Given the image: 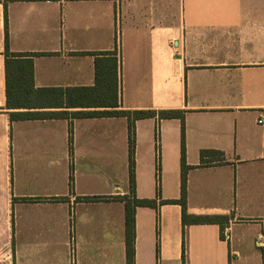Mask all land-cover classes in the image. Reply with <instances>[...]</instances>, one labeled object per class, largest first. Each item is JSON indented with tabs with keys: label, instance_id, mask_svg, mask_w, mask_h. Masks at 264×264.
I'll use <instances>...</instances> for the list:
<instances>
[{
	"label": "crops",
	"instance_id": "crops-1",
	"mask_svg": "<svg viewBox=\"0 0 264 264\" xmlns=\"http://www.w3.org/2000/svg\"><path fill=\"white\" fill-rule=\"evenodd\" d=\"M5 10L34 86L75 104L6 107ZM101 52L116 80L97 82ZM160 109L184 112L186 212L222 227L163 201L180 197L179 119L135 121L131 193L126 116H9ZM133 197L156 200L135 207L134 264H183V236L185 264H264V0H0V264H126Z\"/></svg>",
	"mask_w": 264,
	"mask_h": 264
},
{
	"label": "trees",
	"instance_id": "trees-1",
	"mask_svg": "<svg viewBox=\"0 0 264 264\" xmlns=\"http://www.w3.org/2000/svg\"><path fill=\"white\" fill-rule=\"evenodd\" d=\"M5 15V38H4V74H5V97L7 108H30L36 104H72L69 98L65 101L59 100L56 94L59 88H37L33 83V65L31 57L34 53L12 52L8 46V35L6 27V10ZM95 55H107L106 63L100 64L95 60V72L97 82L106 74H113L116 80L117 58L114 52L92 53ZM85 89V88H83ZM80 95L78 99H82ZM82 103V102H81ZM109 106H115V101H108ZM71 116H95L99 114L121 115L127 117L128 122V143H129V189L134 190V123L138 119L154 117L160 119L177 118L180 120L181 138H180V197L179 199L163 200L164 202H176L181 205L183 226L188 223H222L226 221V216L222 215H190L186 212V172L191 167L186 164L185 146H184V112L179 109H160V110H110V111H89V112H72L67 111H11L10 119H40V118H58ZM200 165L208 164L212 161L222 162L223 152L219 150L202 149L200 150ZM210 160H206L210 157ZM209 161V162H208ZM155 199H139L133 197L131 200L125 199L124 219H125V262L134 264V212L136 206L155 207ZM182 260L185 264V241H182Z\"/></svg>",
	"mask_w": 264,
	"mask_h": 264
},
{
	"label": "built area",
	"instance_id": "built-area-1",
	"mask_svg": "<svg viewBox=\"0 0 264 264\" xmlns=\"http://www.w3.org/2000/svg\"><path fill=\"white\" fill-rule=\"evenodd\" d=\"M261 121H262L261 119L258 120V122H261Z\"/></svg>",
	"mask_w": 264,
	"mask_h": 264
}]
</instances>
